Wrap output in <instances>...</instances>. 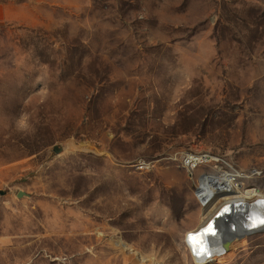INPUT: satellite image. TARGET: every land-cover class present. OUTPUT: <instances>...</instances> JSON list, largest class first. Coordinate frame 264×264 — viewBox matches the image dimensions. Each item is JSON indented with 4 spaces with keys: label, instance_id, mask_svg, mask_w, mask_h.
I'll use <instances>...</instances> for the list:
<instances>
[{
    "label": "rangeland",
    "instance_id": "374dc122",
    "mask_svg": "<svg viewBox=\"0 0 264 264\" xmlns=\"http://www.w3.org/2000/svg\"><path fill=\"white\" fill-rule=\"evenodd\" d=\"M187 153L264 193V0H0V264H264L194 257Z\"/></svg>",
    "mask_w": 264,
    "mask_h": 264
},
{
    "label": "bare ground",
    "instance_id": "6f19581e",
    "mask_svg": "<svg viewBox=\"0 0 264 264\" xmlns=\"http://www.w3.org/2000/svg\"><path fill=\"white\" fill-rule=\"evenodd\" d=\"M215 175L200 178L198 198L203 203L210 198L209 204L213 206L207 217L202 218L199 225L186 235L188 246L195 251L194 257H197L199 261L223 254L229 244L242 232L246 233L248 228L252 230L259 228L257 230L259 231L264 226L258 222L264 220V193L247 188V179L251 177L238 173L235 175L236 181L229 182L225 178H216ZM253 197H257L256 200L249 202ZM207 204L208 202L205 205ZM210 223L212 228L204 231ZM253 224L255 226H251ZM97 235L102 237L103 233L97 231ZM108 240L115 248L114 250L120 251L133 260L138 258L143 264H160L140 255L120 239L109 237ZM201 248L205 249V253L198 254ZM209 252L211 255H208Z\"/></svg>",
    "mask_w": 264,
    "mask_h": 264
},
{
    "label": "built area",
    "instance_id": "2783aa9c",
    "mask_svg": "<svg viewBox=\"0 0 264 264\" xmlns=\"http://www.w3.org/2000/svg\"><path fill=\"white\" fill-rule=\"evenodd\" d=\"M182 165L185 169L195 171L197 168H206L213 170L216 173V178H225L227 181H236L237 170L231 165L222 160V158L216 157L209 153H187L181 157ZM140 169H146V164H141ZM204 173H209L205 171ZM212 176L211 174L203 175ZM236 185V184H235ZM231 186V184H230ZM199 187V186H198ZM199 191V190H198Z\"/></svg>",
    "mask_w": 264,
    "mask_h": 264
},
{
    "label": "snow or ice",
    "instance_id": "6c2138e0",
    "mask_svg": "<svg viewBox=\"0 0 264 264\" xmlns=\"http://www.w3.org/2000/svg\"><path fill=\"white\" fill-rule=\"evenodd\" d=\"M261 224H264V220H261ZM211 228H212V224L210 223V224L208 225V228L205 229L204 231H208V229H211ZM190 239H191V237H190ZM203 253H205V249H204V248H201V249H200V253H198V254H203Z\"/></svg>",
    "mask_w": 264,
    "mask_h": 264
},
{
    "label": "water",
    "instance_id": "95a60500",
    "mask_svg": "<svg viewBox=\"0 0 264 264\" xmlns=\"http://www.w3.org/2000/svg\"><path fill=\"white\" fill-rule=\"evenodd\" d=\"M56 151H57V149H56ZM20 196H22L21 193H20ZM259 231H264V226H263V228H262L261 230H259ZM259 231H258V232H259ZM250 232H251V231H250ZM254 232H257V230H256V231L254 230ZM248 234H249V232H248ZM245 235H247V234H245ZM242 236H244V235H240V237H242ZM240 237H238V238H240Z\"/></svg>",
    "mask_w": 264,
    "mask_h": 264
},
{
    "label": "clouds",
    "instance_id": "9594fccd",
    "mask_svg": "<svg viewBox=\"0 0 264 264\" xmlns=\"http://www.w3.org/2000/svg\"><path fill=\"white\" fill-rule=\"evenodd\" d=\"M259 223H261V221H258ZM251 226H255V224L251 225ZM208 255H211V253L209 252Z\"/></svg>",
    "mask_w": 264,
    "mask_h": 264
}]
</instances>
